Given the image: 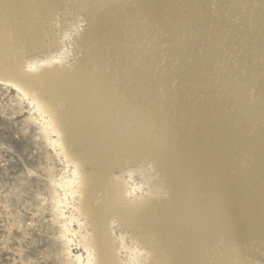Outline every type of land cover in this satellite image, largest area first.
Returning <instances> with one entry per match:
<instances>
[{
	"label": "bare ground",
	"instance_id": "obj_1",
	"mask_svg": "<svg viewBox=\"0 0 264 264\" xmlns=\"http://www.w3.org/2000/svg\"><path fill=\"white\" fill-rule=\"evenodd\" d=\"M101 1L88 0L95 7ZM61 3L0 0V83L29 97L56 133L53 145L60 142V151L72 167L71 179L59 186L71 198L78 197L76 213L67 223L78 222L80 231L89 229V233L72 235L79 236L78 245L87 253L85 262L119 264L110 229L116 221L119 228L134 227L143 242L151 245L153 255L146 264H259L250 247L264 248V114L244 107L239 88L230 95L235 100L230 97L205 113H193L198 126L185 127L187 118L176 114L184 107L148 106L160 92L153 85L148 88L145 76L136 77L134 87H127L120 83L126 78L105 74V69L113 68L96 55L97 40L105 34L103 26L94 25L83 37L91 51L89 73L66 72L51 62L54 57L42 63L35 58L22 60L26 52L41 49L40 25ZM119 17L112 12L103 16L107 20ZM31 19L39 23L30 25ZM109 37L119 42L120 35L112 30ZM195 73L185 72L177 78ZM252 79L260 81L255 75ZM261 84L264 88V80ZM57 102L60 107L53 110ZM225 104L234 109L228 110V122L215 130L213 122L218 118L212 115ZM149 112L155 117H148ZM250 118L255 124H244ZM145 156L160 171L170 195L165 202L156 195L133 200L123 183L112 178V171H121L126 161ZM76 180L79 183L73 187ZM63 199L57 204H67ZM81 259L78 255L79 264Z\"/></svg>",
	"mask_w": 264,
	"mask_h": 264
},
{
	"label": "rangeland",
	"instance_id": "obj_2",
	"mask_svg": "<svg viewBox=\"0 0 264 264\" xmlns=\"http://www.w3.org/2000/svg\"><path fill=\"white\" fill-rule=\"evenodd\" d=\"M104 1L95 7L88 0H62L40 25L41 49L26 52L22 60L35 58L42 63L54 57L51 62L66 72L89 73L91 51L83 37L94 25L105 27L96 45L98 59L113 68L105 69V74L126 78L120 83L127 87H134L136 77L145 76L148 88L153 85L160 92L148 106L184 107L175 112L187 118L185 127H196L193 113H205L230 97L235 100L230 95L239 88L244 107L264 114V0H112L103 5ZM107 12L120 17L104 19ZM111 30L120 35L119 42L109 41ZM193 70L194 76L177 78ZM253 75L260 79L258 83ZM23 95L10 84L0 83V264H79L78 255L84 264L87 253L78 245L79 236L72 235L89 233V229L80 231L78 222L67 223L76 213L78 197L71 198L59 186L71 179L72 167L60 151V142L53 145L56 133L46 125L47 117ZM59 107L57 102L52 109ZM232 109L233 105L225 104L212 115L218 118L213 122L215 130L228 122ZM255 122L250 118L244 124ZM113 171L112 178L123 183L133 200L156 195L165 202L170 197L149 157L126 161L121 171ZM64 196L67 204L58 205ZM110 229L119 264H146L152 257L153 248L134 227L119 228L113 221ZM250 249L264 264V248Z\"/></svg>",
	"mask_w": 264,
	"mask_h": 264
},
{
	"label": "water",
	"instance_id": "obj_3",
	"mask_svg": "<svg viewBox=\"0 0 264 264\" xmlns=\"http://www.w3.org/2000/svg\"><path fill=\"white\" fill-rule=\"evenodd\" d=\"M0 81H1V77H0Z\"/></svg>",
	"mask_w": 264,
	"mask_h": 264
}]
</instances>
